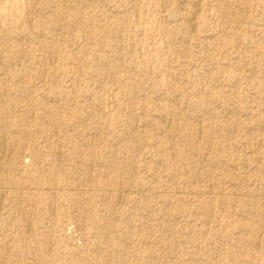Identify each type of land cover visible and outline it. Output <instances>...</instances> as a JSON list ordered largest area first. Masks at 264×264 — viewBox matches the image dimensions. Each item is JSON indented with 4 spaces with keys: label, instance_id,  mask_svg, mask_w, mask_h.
<instances>
[{
    "label": "rangeland",
    "instance_id": "1",
    "mask_svg": "<svg viewBox=\"0 0 264 264\" xmlns=\"http://www.w3.org/2000/svg\"><path fill=\"white\" fill-rule=\"evenodd\" d=\"M5 111L1 264H264V0H0Z\"/></svg>",
    "mask_w": 264,
    "mask_h": 264
},
{
    "label": "bare ground",
    "instance_id": "2",
    "mask_svg": "<svg viewBox=\"0 0 264 264\" xmlns=\"http://www.w3.org/2000/svg\"><path fill=\"white\" fill-rule=\"evenodd\" d=\"M9 114V111H5L3 112V117L0 116V162L2 161L3 157L5 156V151H1L3 150V148L5 147V144L7 142V139H9L7 136H6V130L11 126V120H10V115H9V118L8 120L6 121L4 116L8 115ZM16 123V125H20L21 124V121L20 120H17V121H14ZM168 124V123H167ZM12 127V126H11ZM196 130V129H195ZM198 137V136H197ZM4 145V146H3ZM8 147V145H7ZM13 147V146H12ZM9 148V147H8ZM7 148V149H8ZM5 149V148H4ZM6 150V149H5ZM9 153V152H7ZM2 154H4V156H2ZM8 155V154H7ZM92 162V161H91ZM1 167V166H0ZM5 171V170H4ZM1 172V171H0ZM5 181V180H4ZM264 198V197H263ZM1 199V198H0ZM263 200V199H262ZM19 205V204H18ZM20 212V211H19ZM106 262V261H105ZM1 264V263H0Z\"/></svg>",
    "mask_w": 264,
    "mask_h": 264
}]
</instances>
